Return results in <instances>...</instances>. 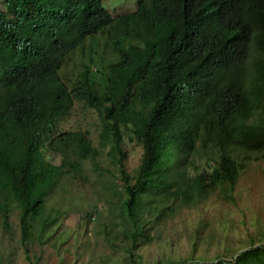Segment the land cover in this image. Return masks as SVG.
Returning <instances> with one entry per match:
<instances>
[{
	"label": "trees",
	"instance_id": "16d2710c",
	"mask_svg": "<svg viewBox=\"0 0 264 264\" xmlns=\"http://www.w3.org/2000/svg\"><path fill=\"white\" fill-rule=\"evenodd\" d=\"M3 1L0 214L21 209L23 242L37 220L47 230L56 218L47 213L51 187L81 170L71 156L99 154L87 132L58 133L77 100L98 111L118 145L122 127L143 143L139 167L118 178L123 189L111 185L127 245L173 200L196 203L215 190L235 200L239 155L264 152V0H137L117 16L101 0H55L56 16L50 0ZM58 19L61 35L51 28ZM58 154L61 165L45 157ZM256 258L264 264V244L210 264Z\"/></svg>",
	"mask_w": 264,
	"mask_h": 264
},
{
	"label": "rangeland",
	"instance_id": "374dc122",
	"mask_svg": "<svg viewBox=\"0 0 264 264\" xmlns=\"http://www.w3.org/2000/svg\"><path fill=\"white\" fill-rule=\"evenodd\" d=\"M103 3L113 15L136 8V0ZM121 129L118 145L96 109L84 101L74 103L58 133L87 132L99 154L92 160L71 156L81 164L80 174L66 175L51 187L47 213L56 218L47 230L37 220L23 242L21 209L8 208L6 217L0 214V264H210L236 260L241 252L264 244V152H257L239 155L238 179L229 192L234 201L220 190L196 203L173 200L171 211L159 218L154 212L135 248L127 245L128 218L111 185L123 189L118 178L139 167L144 146L131 128ZM45 157L55 165L63 162L60 154ZM199 170L209 168L202 162ZM147 213L144 209L145 220Z\"/></svg>",
	"mask_w": 264,
	"mask_h": 264
},
{
	"label": "clouds",
	"instance_id": "9594fccd",
	"mask_svg": "<svg viewBox=\"0 0 264 264\" xmlns=\"http://www.w3.org/2000/svg\"><path fill=\"white\" fill-rule=\"evenodd\" d=\"M0 4L1 5H3L4 6V4H3V0H0ZM101 2H102V4H103V6H104V8L112 15V16H117V15H113L106 7H105V5H104V3H103V0H101ZM49 3H51L52 5H53V8H52V11H51V14L53 15V16H56L58 13H56L55 11V8H56V5H55V0H50L49 1ZM137 7H138V1L136 0V8H135V10L137 9ZM135 10H133V11H135ZM133 11H130V12H133ZM126 13H129V12H126ZM122 14H125V13H122ZM118 15H121V14H118ZM51 28L52 29H54L56 32H58V34L59 35H61L62 33H63V22L61 21V19H58L57 20V22L56 23H53L52 25H51Z\"/></svg>",
	"mask_w": 264,
	"mask_h": 264
}]
</instances>
